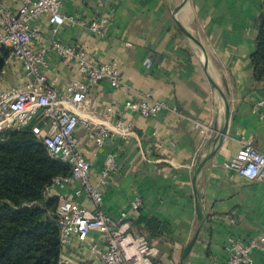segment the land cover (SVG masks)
<instances>
[{
	"label": "crops",
	"instance_id": "crops-1",
	"mask_svg": "<svg viewBox=\"0 0 264 264\" xmlns=\"http://www.w3.org/2000/svg\"><path fill=\"white\" fill-rule=\"evenodd\" d=\"M17 12L20 0H3ZM182 0H64L61 12L79 14L87 21L108 17V37L100 38L80 26L65 24L58 39L83 48L96 63L116 62L123 88L114 89L103 81L88 95L86 108L78 109L76 129L79 150L91 165V183L103 193V209L118 217L127 212L134 232L159 250L156 264H180L184 249L198 229L193 189L194 167L207 151L222 118V103L203 69L197 46L178 27L173 12ZM264 0H190L177 20L204 46L209 71L229 98L231 117L225 139L214 158L198 178L205 222L185 264L224 261L228 238L243 243L264 236V179L250 181L226 169L246 140L264 152V82L256 81L251 57L256 50L257 22ZM38 48L51 39L47 17L35 21ZM41 41V42H40ZM49 86L64 91L81 80L75 63L56 54L48 56ZM31 82L19 62H13L0 81V95ZM150 93L164 101L169 110L154 118L133 113L123 115L125 103L140 101ZM175 109V111H174ZM134 125L127 136L111 134L102 146L89 137L87 125L115 130L118 120ZM37 124L46 131V120ZM108 154L116 155V167L106 184L100 183ZM77 183L65 194L81 206L94 209L86 197H75ZM53 189L50 196H58ZM140 196V210L131 202ZM157 221V225L153 224ZM104 248L105 235L94 231L82 242L74 236L61 254L63 264H104L89 250L92 244ZM123 247L128 258L138 252L130 237ZM253 264H264V251L252 252Z\"/></svg>",
	"mask_w": 264,
	"mask_h": 264
},
{
	"label": "built area",
	"instance_id": "built-area-1",
	"mask_svg": "<svg viewBox=\"0 0 264 264\" xmlns=\"http://www.w3.org/2000/svg\"><path fill=\"white\" fill-rule=\"evenodd\" d=\"M2 1L0 0V50L3 47L10 49L3 74L16 61L21 63L31 82L23 88L11 89L0 95V134L29 129L43 143L52 159L70 167L69 176L56 177L46 189L47 194L53 189L60 191L57 196L60 204L56 217L61 230L62 251L72 244L74 236L84 242L92 232L98 231L105 235L106 246L102 248L92 243L89 250L104 264H156L159 250L151 247L144 236L134 232L128 213L122 212L118 217H112L104 211L103 193L91 183V165L80 152L75 133L80 123L77 110L86 108L90 90L103 81L114 89H121L123 80L118 63H96L83 48L62 43L58 35L61 27L68 24L85 27L97 37L107 38L110 18L87 21L79 14L65 15L61 12L64 0H20L17 12L5 7ZM43 17H47L51 39L48 44L35 48L33 41L42 39L36 35L32 25ZM51 54H56L67 63H75L82 79L72 81L64 91L49 86L45 71ZM259 105L264 106V97ZM168 110L166 102L154 100L147 93L143 100L125 103L121 112L123 115L136 113L145 118H154ZM42 119L47 122L46 131L37 124ZM86 127L90 139L102 146L111 134L127 136L132 133L134 125L121 119L116 123L114 131L93 125ZM192 165L194 167L196 161ZM115 167L116 155L108 154L100 179L102 185L106 184ZM224 167L238 172L250 181L264 179V152L243 140L238 154ZM72 183L78 184L74 196L90 199L94 205L93 210L81 206L65 194L66 188ZM142 205V198L136 196L131 202V209L138 211ZM127 237L131 238L132 245L138 252L134 259L127 257L123 247V241ZM227 243L226 260L214 261L212 264H253L252 252L255 249L264 251V236L252 238L248 243L229 237ZM60 264L63 261L60 260Z\"/></svg>",
	"mask_w": 264,
	"mask_h": 264
},
{
	"label": "trees",
	"instance_id": "trees-1",
	"mask_svg": "<svg viewBox=\"0 0 264 264\" xmlns=\"http://www.w3.org/2000/svg\"><path fill=\"white\" fill-rule=\"evenodd\" d=\"M257 31L251 61L256 81L264 82V5ZM9 55L10 49L1 48L0 81ZM70 173L31 130L0 134V264H60V202L46 189Z\"/></svg>",
	"mask_w": 264,
	"mask_h": 264
},
{
	"label": "water",
	"instance_id": "water-1",
	"mask_svg": "<svg viewBox=\"0 0 264 264\" xmlns=\"http://www.w3.org/2000/svg\"><path fill=\"white\" fill-rule=\"evenodd\" d=\"M190 0H182L180 5L176 7V9L173 12V16L175 18V21L180 28V30L184 33L186 38H188L190 41H192L199 51L201 52V55L203 57V69L205 71V74L207 76V79L211 85V87L216 91L218 94L221 103H222V118L219 128L213 133L212 137L210 138L208 145H207V151L203 155L202 158L196 163L194 167V177H193V189H194V198H195V206H196V216L198 221V229L190 241V243L187 245V247L184 249V252L182 254L180 264H185L186 259L190 255L198 237L201 232V229L205 222V212L203 208V203L201 200L200 192L198 189V178L204 168L207 166V164L214 158L217 151L221 147L225 136L227 135L228 128H229V122L231 117V107L229 103V98L227 94L224 92L222 87L215 81V79L211 76L209 71V62H208V56L206 53V50L199 39H197L193 34H191L178 20H177V14L179 11L188 5Z\"/></svg>",
	"mask_w": 264,
	"mask_h": 264
}]
</instances>
